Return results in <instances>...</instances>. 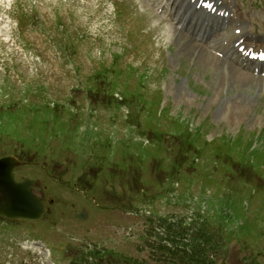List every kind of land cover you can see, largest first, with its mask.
Here are the masks:
<instances>
[{"label":"rangeland","instance_id":"obj_1","mask_svg":"<svg viewBox=\"0 0 264 264\" xmlns=\"http://www.w3.org/2000/svg\"><path fill=\"white\" fill-rule=\"evenodd\" d=\"M0 1V37L14 35L0 40V156L32 161L25 173L41 183L81 182L71 201L92 208L56 231L0 223V264H42L17 248L28 236L47 243L49 264H78L97 246L101 264H198L182 256L177 227L183 199L200 189L208 220L199 228L217 247L208 264H264V81L233 83L235 73L174 31L184 51L171 56L151 32L154 15L126 1L10 0L6 14ZM86 165L98 174L79 180ZM113 168L142 177L127 187ZM145 210L177 224L154 225Z\"/></svg>","mask_w":264,"mask_h":264},{"label":"water","instance_id":"obj_2","mask_svg":"<svg viewBox=\"0 0 264 264\" xmlns=\"http://www.w3.org/2000/svg\"><path fill=\"white\" fill-rule=\"evenodd\" d=\"M18 166L20 163L11 156L0 158V216L37 219L44 211L43 204L30 193L31 179H14Z\"/></svg>","mask_w":264,"mask_h":264},{"label":"bare ground","instance_id":"obj_3","mask_svg":"<svg viewBox=\"0 0 264 264\" xmlns=\"http://www.w3.org/2000/svg\"><path fill=\"white\" fill-rule=\"evenodd\" d=\"M217 1H219L220 5L225 7L226 9H231L234 6H236V3L234 0H228L227 3H225V0H217ZM251 29H252L251 24L247 23L245 25V27L242 29V31L246 34H249ZM179 36H182V35L179 33ZM182 37H184V36H182ZM187 41H188V43H191V41L189 39H187ZM192 45H193V48H198V51L203 58L210 59V61H212L214 64L220 65L221 69L223 70V73H229V72L235 73V75L233 76L234 77L233 81H232L233 83H235L237 80H245L247 82L255 83L257 85L258 89H260V82H263L264 81L263 79H258V78L252 77V76L246 74L245 72L238 70L234 66H232L228 63H225L221 60H218V58L208 54L204 49L199 48V46H197L193 43H192ZM224 67H226L225 70H224ZM41 253H43V252H41Z\"/></svg>","mask_w":264,"mask_h":264},{"label":"flooded vegetation","instance_id":"obj_4","mask_svg":"<svg viewBox=\"0 0 264 264\" xmlns=\"http://www.w3.org/2000/svg\"><path fill=\"white\" fill-rule=\"evenodd\" d=\"M56 183L62 185V183L59 182ZM40 185H41L40 181H37L34 187L32 188V191L34 192V194H36V196H38L39 198L43 199L46 202L47 210L45 215L43 216L44 219L46 218L49 222H55L56 219H58L59 217L61 216L64 217L65 212L60 211L57 208L58 205H62V204L56 202L55 199L49 197L50 195H53V193L58 194V191L60 190L54 187L53 185H51V188L46 184H44L43 187L41 188ZM82 208L83 207H80L78 210L80 211ZM28 223H33V222L28 221Z\"/></svg>","mask_w":264,"mask_h":264}]
</instances>
